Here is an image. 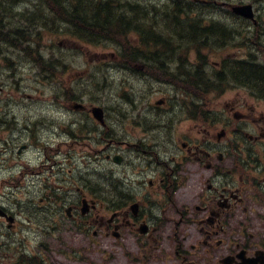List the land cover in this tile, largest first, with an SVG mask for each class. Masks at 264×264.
<instances>
[{
	"label": "flooded vegetation",
	"instance_id": "1",
	"mask_svg": "<svg viewBox=\"0 0 264 264\" xmlns=\"http://www.w3.org/2000/svg\"><path fill=\"white\" fill-rule=\"evenodd\" d=\"M260 100L264 97L255 96L251 107L242 103L239 109L217 110L221 117L231 114V121L222 120V136L220 129L210 131L216 112L209 110L207 103H202V110L172 103L161 111L168 116L167 121L148 127L150 132L140 139H124L119 149L112 148L114 143L109 141L105 157L120 155L121 163L113 164L123 168L122 174L110 170L98 206L92 198L97 189H83L67 206L58 207L56 214H63L65 219L51 223V227L80 232L81 224L92 228L95 237L127 246L132 264H264V115L260 113ZM178 108L183 115L191 116L194 124L177 135ZM78 117L67 124L73 137L71 146L75 132L81 128ZM61 126L65 130L66 125ZM33 130L31 117L19 120L15 113L0 109V176L16 173L18 154L33 144L19 141L21 137L17 145L13 133H29V139ZM31 164L21 167L39 172L44 165ZM62 169L60 162L57 175L63 176L58 179L57 189L72 194V186L64 184L65 174L58 173ZM68 170V178L77 181L73 169ZM86 193L90 194L89 200ZM38 210L40 213L42 208ZM7 216L13 218L8 226L15 227L16 214L11 215L10 209L0 205V224L5 227ZM46 223L42 219L35 222V231L41 232ZM73 236L72 245L79 249V237ZM32 247L28 251L34 259L31 264H43L42 244L37 242ZM78 261L73 256L69 264Z\"/></svg>",
	"mask_w": 264,
	"mask_h": 264
},
{
	"label": "rangeland",
	"instance_id": "2",
	"mask_svg": "<svg viewBox=\"0 0 264 264\" xmlns=\"http://www.w3.org/2000/svg\"><path fill=\"white\" fill-rule=\"evenodd\" d=\"M141 1L143 2V0ZM252 2L253 0H214L215 4L208 9L209 11L204 10V12L213 21L220 23V17L224 18L227 16L225 14L220 15V10L224 8L229 12L228 4ZM220 3L227 4L222 7ZM255 6L259 8L260 13L257 12L259 14L257 18H261L264 24V2H257ZM146 9H149V7H146ZM16 11L14 9V12ZM224 19L227 23L235 21V32L246 33L250 43H261V45H257L260 49L255 54L258 55L261 61H264V25L259 23L253 26V33L257 34L256 27H259L262 31L258 40L247 29L250 23L246 19L236 16H233V18L227 16ZM8 22L9 20L6 19L4 24L8 25ZM39 42L40 51L45 56L48 55L55 62H59V67H61L62 63V71L64 72L61 74L62 78H60V81L67 84L70 78H76V98L82 100L86 108L87 106L90 108L91 105H99L106 111L114 127V132H109L108 135L116 139L115 146L112 148H118V146L123 148L120 143L122 140H136L139 136L150 132L147 129L148 127L154 124L159 125V123H162L159 122L160 120L163 121V124L167 121L168 116L165 113H161L163 109L160 108L168 107L169 104L161 107L159 105L164 103L160 102L157 104V101L167 98L170 102L172 98L173 104L185 105L182 101L175 100L180 95L176 94L178 87L172 80L166 78L163 73L144 70V66L155 68L149 62L148 57H138L135 62L128 59L127 61L122 60L120 54L127 57V53H125L126 49L121 48V46L119 50H116L115 46L108 43L97 45L85 43L68 33L60 31L55 35L50 32L42 33L39 37ZM125 42L133 47L137 40L135 36H130L126 38ZM23 45L25 46V44ZM229 45L231 46L229 50L232 56L246 54L250 49V46L245 44L243 38L233 39ZM235 46L237 47L235 48ZM215 47L210 51L212 56L209 64L212 67L217 66L220 60V56L215 55ZM216 48L220 49L219 47ZM0 49L3 50H0V85L2 86L0 97H3V99L0 98V109H7L15 113L19 120L25 117L36 118L38 116L46 118L53 116L59 119V123H55L56 127L39 122L40 126L35 131L40 141L37 144L26 145L24 147L25 150L20 155L18 154L17 160L14 162L17 169L16 173L0 176V205L2 208L5 206L10 209L12 211L11 214H16L18 223L17 226L11 229H7L3 223L0 224V264L16 262L20 252L30 251L33 249L32 245L36 244V242L46 246L45 254L49 263L69 264L70 255L73 254L72 248H75L70 246L74 239L73 234L81 238L80 254H78V250L75 252V254L79 255V261L76 263L132 264L129 259L131 255L129 257L127 254V246H119L111 242L107 245L108 238H100V236L96 237V241L90 232L83 233L77 232V229L62 230L51 228L49 223H53L55 219H65L63 214H56L58 207L67 206L78 194L75 189L71 192L72 194H63L62 189H57L60 184L58 179L63 175H56L58 165H52V160L58 161L60 159L59 154L56 155L55 153L58 140L67 139V136L60 132L61 125L70 123L74 114L65 110L66 101L63 97H66V95L62 88L63 85L55 83V81H47L46 77L40 74L42 72L35 68L32 61L27 60L23 52L7 48L3 43H0ZM189 49L191 48L182 49V51ZM2 55H8L7 59L12 61L11 64L8 63L9 61L2 59ZM224 55H226V52ZM186 56V61H189L188 64L194 61L192 52H187ZM164 57L171 60L175 59L172 52L164 55ZM160 61H163V59ZM4 62L7 65L3 66L2 63ZM167 67L170 70L172 66ZM75 84L73 85L75 86ZM232 85H228L217 97L198 93L200 102L203 104L208 103V109L216 112V117L212 120L213 128L210 130L212 132L221 130L222 120L228 119L231 121V114H228L227 118H225V115L221 117V114L217 113V110L221 107L239 109V105L242 103H246L250 107L254 105L255 97ZM6 94L8 98H5ZM53 94L57 97L58 101L56 103L51 101L53 100L51 97ZM11 96L18 97L11 99ZM155 101L156 104H154ZM188 101H192L195 104L194 98H188ZM260 103L263 105V111L260 113L264 115V100H260ZM189 111L192 112L191 110ZM177 116L180 122L177 123L178 132L176 134L184 131L183 128L187 126H193L194 120H192L191 116L183 115L179 108ZM252 118L256 122V118ZM80 120L82 123L84 117H80ZM86 125L89 126V121L86 122ZM78 134H85L90 137L96 135L94 133L80 132ZM28 135L29 133L20 131L13 133L17 145L19 141H29L26 138ZM2 138L1 136L0 143H2ZM84 140H86V137H84ZM96 140V137H92L89 141H81L78 146H82L80 149L87 150L90 153L96 148L94 144ZM152 140L155 141V138H152ZM45 147H47L48 158L44 155ZM74 157V162L77 163L78 159L76 156ZM99 158L100 160L97 162L90 158L89 160L82 159L74 165L72 169L75 174L74 179H77V181L73 182L66 179L64 181L66 187L73 184L74 186L83 187L85 190L97 189L95 196L99 198L98 200L102 199L100 198L102 196L100 190H104L103 185L105 184V179L109 178L110 170L120 175L123 172V168L115 166L103 155ZM27 162L32 163L31 165L40 163L48 165L41 166L39 172L35 168H33L35 171L31 172L28 167L25 166L24 169L21 167ZM50 167L53 168L50 169ZM69 167L71 166L66 163L64 174L67 173ZM1 171L5 173L4 170ZM58 173L62 174L63 172ZM3 177L5 181H2ZM8 192L9 195L6 198V193ZM46 194L48 197H45ZM86 194L88 195V193ZM40 197H45L42 202L39 201ZM39 205L42 208L40 213L38 210L41 209L38 207ZM28 218L30 219L28 220ZM41 219L48 222L43 225V228L48 231L45 235L34 230L36 227L34 223L39 222ZM65 222L67 221L65 220ZM130 251L133 252V250ZM159 264H162V262Z\"/></svg>",
	"mask_w": 264,
	"mask_h": 264
},
{
	"label": "trees",
	"instance_id": "3",
	"mask_svg": "<svg viewBox=\"0 0 264 264\" xmlns=\"http://www.w3.org/2000/svg\"><path fill=\"white\" fill-rule=\"evenodd\" d=\"M170 1L161 3V0H149L145 5L150 11L139 0H37L32 3L0 0V41L10 46L25 47L34 60L46 63V59L37 53L39 37L44 32L55 35L63 28L87 43L119 45L126 49L129 60L136 59L138 54L136 47L125 42L130 36L144 37L145 47H158V52L162 53L180 55L177 50L188 46L201 56V60H204L202 51L219 45L217 40L220 39L221 50L234 38L229 32L232 30L230 26L220 20L219 29L217 21L205 18L206 5L200 7L191 0ZM22 3L27 7L17 12L16 8L21 9ZM6 19L9 20L8 25L4 24ZM157 31L160 33H155ZM24 43L27 44L24 46ZM32 43L35 46L29 48ZM144 50L146 52L148 49ZM48 61L52 62V59ZM228 63L231 64L229 72L216 73L213 77L222 80L252 79L264 87L259 81L264 78V67L246 60Z\"/></svg>",
	"mask_w": 264,
	"mask_h": 264
},
{
	"label": "water",
	"instance_id": "4",
	"mask_svg": "<svg viewBox=\"0 0 264 264\" xmlns=\"http://www.w3.org/2000/svg\"><path fill=\"white\" fill-rule=\"evenodd\" d=\"M233 11L237 13H241L246 16H251V6L250 5H241V6H234Z\"/></svg>",
	"mask_w": 264,
	"mask_h": 264
},
{
	"label": "bare ground",
	"instance_id": "5",
	"mask_svg": "<svg viewBox=\"0 0 264 264\" xmlns=\"http://www.w3.org/2000/svg\"><path fill=\"white\" fill-rule=\"evenodd\" d=\"M6 168V167H5Z\"/></svg>",
	"mask_w": 264,
	"mask_h": 264
}]
</instances>
